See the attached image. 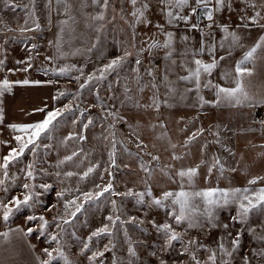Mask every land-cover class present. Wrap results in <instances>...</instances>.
<instances>
[{
    "label": "rangeland",
    "instance_id": "rangeland-1",
    "mask_svg": "<svg viewBox=\"0 0 264 264\" xmlns=\"http://www.w3.org/2000/svg\"><path fill=\"white\" fill-rule=\"evenodd\" d=\"M148 3L145 20L150 23H135L130 0H110L107 9L92 0H61L59 4L51 0V6L49 0H10L9 4L0 0V82L7 79L11 85L0 95V165L11 148L18 147L14 137L25 135L9 125L40 122L49 111H60L47 134L37 141L39 147L30 145L10 162L6 176L0 167L4 181L0 202L13 209L4 220L0 207V234L8 233L0 235V264H41L49 259L45 249L57 257L51 264H212L209 256L213 253L215 264H264L260 254L264 252V207L253 209L241 221L238 202L221 200L209 218L197 197L199 212L189 227L187 220L175 222L171 200L164 201L163 207L153 203L164 192H179L182 187L185 191L264 188V48L245 65L252 70V75L243 78L248 98L229 102L217 97L215 88L203 87L208 80L235 87L237 62L264 36L260 26L264 25V0H226L224 16L216 17L217 23L208 21L202 9L193 14L190 9L196 7L195 0H189L190 6L182 10L192 17L187 24L163 23L153 0ZM98 12L104 13L105 20L91 19ZM257 12L258 22L253 23L248 18ZM203 18L210 28L202 26ZM65 20L69 23L64 24ZM192 24L199 27L192 29ZM158 25L174 33L176 53L198 49L203 41L205 52L197 58L210 63L207 49L215 45L217 67L211 76L201 75L199 92L187 91L194 84L178 79L188 74L179 67L181 55L173 56L177 66L168 75L169 90L162 82L170 64L167 49L140 51L150 39H166ZM224 25L238 35V45L229 47L232 37L223 31ZM184 36L189 39L184 41ZM221 42L225 47H220ZM122 57L115 70L80 88L90 74L100 77L98 70ZM62 68L67 69L64 74H60ZM69 156L72 159L66 160ZM197 166L191 184L177 174ZM89 168L94 170L85 177ZM253 179L257 182L250 184ZM109 182L112 190L85 203L75 218L70 215L74 206L65 210L67 201L79 197L78 203L83 202L84 193L95 195ZM25 183L30 185L27 190ZM128 192L133 194L124 195ZM27 193L33 194L32 199L17 209L14 198L22 199ZM139 193L144 196L138 202ZM30 216L37 219L29 220ZM61 217L71 222L65 224ZM165 223L181 235L171 245L156 227ZM106 224L111 235L92 237ZM29 228L34 231L29 233ZM54 235L57 240L51 239ZM237 239L238 247L233 243ZM129 247L135 248L136 256L129 253ZM97 252L103 255L92 259Z\"/></svg>",
    "mask_w": 264,
    "mask_h": 264
},
{
    "label": "snow or ice",
    "instance_id": "snow-or-ice-1",
    "mask_svg": "<svg viewBox=\"0 0 264 264\" xmlns=\"http://www.w3.org/2000/svg\"><path fill=\"white\" fill-rule=\"evenodd\" d=\"M65 3H67V0H64ZM93 3L95 4H101L104 9H107L110 6V0H92ZM10 0H6V4H9ZM57 3H61V0H57ZM130 3L133 6V11L131 15L135 18V23H145L150 21L145 20V10L149 8V3L148 0H130ZM226 3V0H214V5H213V0H195L196 7H191V12L193 14H197L201 9L203 10V15L208 21H213L214 19V12L219 11L224 7ZM139 4V7L137 5ZM160 4V11L164 13V15L168 18L167 23L172 24L176 21H183L184 23H188L191 20V16L182 14V10L186 6H190L189 0H159ZM49 6H51V0H49ZM254 6V5H253ZM67 12V8L65 9ZM260 16V13L257 12L255 16L250 17V19L253 23H257V18ZM114 18V17H113ZM73 19L72 17H69V20ZM93 21H103L105 20V15L103 12H98L94 16L91 17ZM243 20L244 17H241ZM64 24H68L69 21L65 20L63 22ZM261 27H264V25H260ZM39 27V25H37ZM198 24H192L191 28L196 29L198 28ZM207 27H211V24L207 25ZM158 28L160 32H163L165 35L166 39L163 42H160L159 40L156 39H150L148 42V47L147 48H141L140 51H151L153 48H163L167 49L165 55L166 58L170 61V64L168 67L165 68L164 70V75L162 77V82L165 84V86L169 89L172 90L171 87V82L168 80V75L172 72L173 67L177 66V62L175 59H173L174 54H178L182 56L181 63L179 64V67L187 71V75L184 76H179L178 79L181 81H187L191 82L194 84V89H187V91H192L195 90L199 92L200 87H201V75L206 74L207 76H211L213 70L217 67L218 61L215 58L214 52H215V45L209 46L208 47V52L210 55H212V61L210 63L204 62L202 59H199L197 57L202 56L205 52V46L203 45V41L201 42V47L195 50H190L188 48H185L183 53H176V49L174 48V33L172 32H164V27L163 25H158ZM98 31L100 29H97ZM223 31L225 33H228V36L232 37L231 43L229 44V47L238 45L239 43V37L235 32H229V29L226 25L223 26ZM189 37L184 36L183 40L187 41ZM227 40V37H225ZM220 47H225V43L221 42ZM264 48V36L260 37L259 41L249 49L243 56V58L237 62L236 67L234 69L236 75L233 78V82L235 84V87L231 88H225L221 87L220 85H213L211 80H208L206 83H204L203 87L205 88H215L216 89V95L217 97H222L223 99L228 100L229 102L235 101L236 103H240L242 99L248 98V93L244 87L243 84V78L248 75H252V70L248 69L245 65L248 62H251L255 58V53L257 52L258 49ZM131 53H126L125 56L130 55ZM191 56V60L188 59V57ZM51 59V58H49ZM122 58L114 59L112 60L108 65H105L103 69H100L98 71L101 72L100 77H95L94 74H90L85 83L80 85V88H84L87 86L88 83L92 82L94 79H100L103 78V73L110 71V70H115L116 67H118L122 61ZM221 60L225 59V57L221 56ZM136 63L139 65L141 61L137 59ZM189 65H194V67H189ZM27 69H25L26 71ZM67 71V69L62 68L60 69V74H64ZM149 75H153L152 72H149ZM228 73H225V78H228ZM77 79H79L77 77ZM51 83V81H48ZM22 83L27 84L29 83L28 80L22 81ZM34 83L39 84L40 81H35ZM11 85L10 82L5 79L4 81L0 82V95H3V92L5 90L10 89ZM155 87V85H154ZM142 90V89H141ZM201 102H207L203 100V97H199ZM218 102V101H217ZM155 103V101H154ZM158 106V105H157ZM40 111H43V109H40ZM60 115V111L57 109L56 111H49L43 121L36 122V123H31V124H12L9 125L14 130H18L21 133H24L25 135H17L14 137V139L17 141L18 147H13L11 148L10 152L8 153L7 156L3 158V164L0 165L5 171L4 175H7V168L9 166L10 162H14L17 159H19L25 152L26 149H29V146L31 145L33 148L39 147L37 145V141L41 139L42 134H47V132L50 130V126L53 125V121L56 120L57 116ZM3 116L2 113H0V121H2ZM87 127V125H85ZM71 138V137H69ZM46 146V145H45ZM139 146V145H138ZM73 155H76V153H73ZM115 153H110V159L114 157ZM178 158V157H176ZM66 160H71L72 157H66ZM218 162V161H217ZM63 163V161H62ZM113 163H115L113 159ZM203 163V162H202ZM29 169H31L32 165L27 166ZM215 167V165H213ZM94 169L89 168L87 172L84 173V176L86 177L89 173H91ZM198 171V166L197 168H188V169H182L180 170L177 174L183 179L187 177L188 183L191 184L193 177L196 175ZM211 171V168L209 169ZM73 173H68V175H72ZM27 176L31 178L33 176V172L31 170L27 171ZM260 179V178H257ZM257 182L256 179H253L249 181L250 184H255ZM4 181L0 180V185H3ZM44 187H47L46 185ZM24 189H29L30 185L25 183L23 185ZM97 188H100L99 185H97ZM112 190V184L109 182L106 186H104L99 192H97L95 195L92 193H84V201L79 202V197H76L73 200L67 201L65 203V210L67 211L68 207L74 206V211L70 213V215L75 218L78 213L82 211L84 208L85 203H90L92 200L97 199L100 196H103L105 192H109ZM217 193H219V199L217 198ZM248 193H252V195H249ZM133 193L128 192L125 193L124 195H132ZM59 195H63L62 193ZM139 198V201H142L144 193H139L136 194ZM33 194L32 193H27L23 196L21 199L20 197H15L14 203L15 207L18 209L20 206L27 205L29 201L32 199ZM199 197L201 202L205 205L204 209V215L207 217L211 218L212 216V207L216 204H219L221 200L223 202L228 203L230 201H235L238 202L239 204V216L241 221H243L244 218L247 217L248 213L251 212L253 209L257 207H264V188H260L256 191H253L252 189L249 188H235V189H217V188H208L205 190L201 191H185L183 190V187L179 192H172V191H167L164 192L162 195V199H155L153 203L157 206H165L164 201L171 200L172 204V211L171 215L174 218L175 222L177 224L183 223L185 220L188 221L189 227L194 226V220L196 219V214L199 212V205L195 203L196 198ZM253 198H255V202L253 201ZM115 203V202H113ZM176 205H179V210L178 212L175 210ZM0 207L4 208V214H3V219L7 220L9 218V214L12 212V207H10L7 204H3L0 202ZM29 220H35L37 219L34 216L28 217ZM41 221H43L44 225H47L48 221L43 217H39ZM55 219V218H54ZM60 219L63 220V223L67 224L70 223L71 221L67 219H63L61 217ZM120 217L117 216L116 220H119ZM135 217H131L130 220H135ZM235 219V217L233 218ZM108 220L110 222L113 221V218L111 216L108 217ZM57 227H60L59 224H57ZM157 230L162 232L166 237H167V243L171 245L172 241L181 239L180 233L176 232L174 229H172V226L168 223H165L163 225H157ZM227 227V225H225ZM17 231H22L18 229ZM34 231V229L29 228L28 232L31 233ZM101 234L105 235H111V229L109 226L106 224L103 227L97 229L95 232L92 233V237H99ZM0 235L3 236H8V233H2ZM92 237H89V240L92 239ZM52 240H57V236H52ZM130 241V237L128 238ZM112 244V242H109ZM234 245L238 247L239 245V240H234L233 241ZM115 247V245H112ZM221 249H223V244L220 245ZM105 249L108 250V246H105ZM58 253L60 257H64V254L62 251L54 250ZM129 253L134 257L136 256L135 248L134 247H129L128 249ZM185 251H187V248H185ZM226 251V250H225ZM46 254L48 255L49 259L45 261H41V264H51V261L56 259V256H53L52 252H49L48 249H45ZM155 253H153L154 255ZM261 255H264V252L260 253ZM97 255H103L102 252H97L94 253L92 256V259H95ZM227 255H231L230 252L227 253ZM195 259V256L193 255L192 257ZM66 260V257H64ZM215 253L209 256V260L212 261V264H215ZM70 264V262H68ZM129 264H131V261H129ZM163 264V262H161ZM197 264H199V261H197ZM227 264V262H225Z\"/></svg>",
    "mask_w": 264,
    "mask_h": 264
},
{
    "label": "crops",
    "instance_id": "crops-1",
    "mask_svg": "<svg viewBox=\"0 0 264 264\" xmlns=\"http://www.w3.org/2000/svg\"><path fill=\"white\" fill-rule=\"evenodd\" d=\"M153 4H155V6H156V8H157V11H156V13L158 14V16H161L162 17V20H163V23L164 22H167V17L164 15V13H162L161 11H160V4H159V0H153ZM224 9L222 8V9H220L219 11H220V13H218L217 11H216V13H215V15H214V19H213V21H215L216 23L217 22H219V21H216V17H223L224 16V13H222L221 11H223ZM148 16L150 17L151 16V14L149 13L148 14ZM155 16V12L152 14V16L151 17H154ZM224 20V19H223ZM223 20H221V21H223ZM239 22V21H238ZM207 26V25H206ZM134 29H135V26L133 27ZM212 29V28H211Z\"/></svg>",
    "mask_w": 264,
    "mask_h": 264
},
{
    "label": "built area",
    "instance_id": "built-area-1",
    "mask_svg": "<svg viewBox=\"0 0 264 264\" xmlns=\"http://www.w3.org/2000/svg\"><path fill=\"white\" fill-rule=\"evenodd\" d=\"M206 25H207V24H206V21H205V19L203 18V19H202V26H203V27H206Z\"/></svg>",
    "mask_w": 264,
    "mask_h": 264
}]
</instances>
